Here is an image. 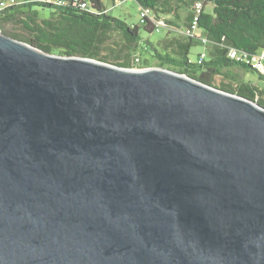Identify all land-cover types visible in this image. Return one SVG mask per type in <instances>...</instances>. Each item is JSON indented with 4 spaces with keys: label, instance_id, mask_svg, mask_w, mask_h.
I'll return each mask as SVG.
<instances>
[{
    "label": "water",
    "instance_id": "obj_1",
    "mask_svg": "<svg viewBox=\"0 0 264 264\" xmlns=\"http://www.w3.org/2000/svg\"><path fill=\"white\" fill-rule=\"evenodd\" d=\"M0 264H264V105L0 30Z\"/></svg>",
    "mask_w": 264,
    "mask_h": 264
},
{
    "label": "trees",
    "instance_id": "obj_2",
    "mask_svg": "<svg viewBox=\"0 0 264 264\" xmlns=\"http://www.w3.org/2000/svg\"><path fill=\"white\" fill-rule=\"evenodd\" d=\"M136 1L164 21V36H153L161 29L148 17L132 25L110 14L103 0H36L11 6L0 12V30L51 53L128 68H169L264 105V74L231 55L232 50L248 56L264 50V0ZM196 2L203 3L200 12ZM38 7L52 11L44 16ZM198 45L202 50L192 57ZM250 71L261 82L245 79Z\"/></svg>",
    "mask_w": 264,
    "mask_h": 264
},
{
    "label": "rangeland",
    "instance_id": "obj_3",
    "mask_svg": "<svg viewBox=\"0 0 264 264\" xmlns=\"http://www.w3.org/2000/svg\"><path fill=\"white\" fill-rule=\"evenodd\" d=\"M104 5L107 8V11L114 15L125 19L128 23L134 24H142L141 19L143 17V9L141 5L136 0H103ZM212 4L207 5V9H211ZM41 9V12L44 16L49 15L52 11L50 7H38ZM153 17L154 14L152 13ZM157 18V17H156ZM159 20V19H158ZM164 28L159 32H154L153 36L159 38V36H164L167 33V30ZM112 45L114 43L112 42ZM203 45H198L193 48L192 57H196V53L201 52ZM245 79H251L252 81L261 82L258 73L250 71L248 74L244 75ZM221 78L217 77L216 82H220Z\"/></svg>",
    "mask_w": 264,
    "mask_h": 264
},
{
    "label": "built area",
    "instance_id": "obj_4",
    "mask_svg": "<svg viewBox=\"0 0 264 264\" xmlns=\"http://www.w3.org/2000/svg\"><path fill=\"white\" fill-rule=\"evenodd\" d=\"M31 1H36V0H0V12L5 10L8 7L11 6H15V5H20L26 2H31ZM38 1H50V0H38ZM57 2H61V0H56ZM86 3H82V7H86ZM195 7L197 9L198 12H200V10L203 7V3L202 2H196ZM143 11V17L141 19V21L143 19H145V17L150 18L151 20L154 21L155 26L157 27V29H162L164 28V26H166V24L164 23V21L162 20H156L155 17H153V15L150 14V10L147 8H142ZM197 19V17H196ZM231 55L237 59L240 60H245L248 63H251L253 65V67L257 68V70H259L262 74H264V50L252 55V56H248L247 54H242L239 53L237 50H232L231 51ZM137 61V62H136ZM135 62L138 64L139 58L135 59Z\"/></svg>",
    "mask_w": 264,
    "mask_h": 264
}]
</instances>
